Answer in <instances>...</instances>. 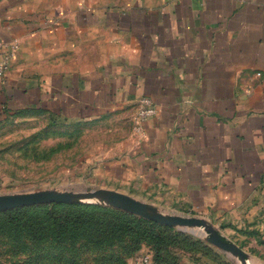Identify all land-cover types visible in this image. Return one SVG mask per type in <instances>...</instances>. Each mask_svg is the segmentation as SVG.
<instances>
[{
	"label": "crops",
	"instance_id": "0c3cea01",
	"mask_svg": "<svg viewBox=\"0 0 264 264\" xmlns=\"http://www.w3.org/2000/svg\"><path fill=\"white\" fill-rule=\"evenodd\" d=\"M0 42V62L18 45L0 122L119 119L129 137L95 166L108 189L264 239V0H0ZM143 96L158 112L140 137ZM213 248L183 264H236Z\"/></svg>",
	"mask_w": 264,
	"mask_h": 264
},
{
	"label": "rangeland",
	"instance_id": "374dc122",
	"mask_svg": "<svg viewBox=\"0 0 264 264\" xmlns=\"http://www.w3.org/2000/svg\"><path fill=\"white\" fill-rule=\"evenodd\" d=\"M50 115L49 112L35 109L17 111L0 122V194L41 190L81 192L107 188L109 185L97 177L95 166L104 157L118 151L122 142L129 137L131 128L113 117L91 121V117L62 119ZM91 204L81 203L74 209L95 215L103 222L98 228L104 231L96 233L100 237L97 241L79 236L74 242L69 238L59 243L49 236L37 243L24 234L15 239L10 234V226L0 219V264H137L144 254H150L154 264L153 243L141 236L138 228L133 234L122 237L117 234L115 238L109 236L112 223L118 222L120 217L116 212L119 209L112 207L116 209L114 212L108 209L111 206L103 205L105 208L98 209ZM161 210L202 218L225 234H233L232 226L212 215ZM42 212L43 209H36L31 214ZM174 228L177 234L183 232L186 235L179 236L178 244H170L171 251L182 255L192 251L200 255L209 254L202 248V243L191 244L195 237L209 245L205 234L199 237L179 227ZM135 231L141 238L135 239ZM237 232L241 236L233 234L234 240L243 242L255 264H264L262 236ZM163 234L168 240L173 235L171 231ZM242 236L247 237L242 239ZM254 239L256 242L251 241ZM233 260L241 264L237 259Z\"/></svg>",
	"mask_w": 264,
	"mask_h": 264
},
{
	"label": "trees",
	"instance_id": "16d2710c",
	"mask_svg": "<svg viewBox=\"0 0 264 264\" xmlns=\"http://www.w3.org/2000/svg\"><path fill=\"white\" fill-rule=\"evenodd\" d=\"M78 205L80 204L52 203L19 208L0 212V219L7 222L10 226V234L15 239H19L20 235L24 234L37 243L49 236L59 243L69 238L74 242L79 236H85L89 241H97L100 237L96 233L104 231L98 228L103 222L95 215L76 211L74 207ZM91 206L98 209L105 208L103 204L97 203H92ZM60 208L61 210H59ZM36 209H43L42 214H31ZM108 209L114 212L116 210L112 209V207ZM116 212H118L120 217L118 218V222L112 223L109 231L110 237L115 238L117 234H119V237L125 236L128 233L133 234L132 232L138 228V231L142 233L141 236H145V239H149L153 243L155 251L154 264H183V256L185 254L182 255L171 251L170 244H178L179 236H184L186 235L185 233L177 234L174 227L149 221L122 210H116ZM167 231H171L173 234L170 235V240L163 234ZM139 238H141L140 234H137L135 231V239ZM193 240L195 241H191L192 245H198L197 243L203 244L202 248L209 253L207 255L212 257L219 255L212 245L203 242L201 238L194 237ZM197 253L194 252L192 254L196 255Z\"/></svg>",
	"mask_w": 264,
	"mask_h": 264
},
{
	"label": "water",
	"instance_id": "95a60500",
	"mask_svg": "<svg viewBox=\"0 0 264 264\" xmlns=\"http://www.w3.org/2000/svg\"><path fill=\"white\" fill-rule=\"evenodd\" d=\"M52 203H97L108 205L149 221L171 227H179L181 230L199 237L205 234L210 244L233 259H237L241 264L256 263L239 244L214 224L202 218L163 211L145 201L114 189L97 188L81 192L41 190L17 194H0V212Z\"/></svg>",
	"mask_w": 264,
	"mask_h": 264
},
{
	"label": "built area",
	"instance_id": "2783aa9c",
	"mask_svg": "<svg viewBox=\"0 0 264 264\" xmlns=\"http://www.w3.org/2000/svg\"><path fill=\"white\" fill-rule=\"evenodd\" d=\"M5 45L0 42V48ZM18 45L14 44L11 51H8L3 61L0 62V76H3L8 68L9 62L16 55ZM157 105L149 96H143L138 100L135 113L133 115V129L140 137L146 136L145 124L148 120L157 115ZM137 264H152L150 254H144L139 257Z\"/></svg>",
	"mask_w": 264,
	"mask_h": 264
}]
</instances>
